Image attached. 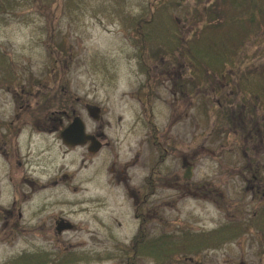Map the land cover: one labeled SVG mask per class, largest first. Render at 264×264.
I'll return each mask as SVG.
<instances>
[{"label": "rangeland", "instance_id": "374dc122", "mask_svg": "<svg viewBox=\"0 0 264 264\" xmlns=\"http://www.w3.org/2000/svg\"><path fill=\"white\" fill-rule=\"evenodd\" d=\"M26 1L27 5H14L16 15L11 11L0 12V49L10 59L9 67L0 66V122L10 109L8 107L6 111L4 105L3 98L9 95L5 94L8 81L3 72L6 74L11 69V75L19 77L23 84L33 81L48 85L56 73L54 68L59 59L61 64L65 60L68 66L65 78L72 96L79 97L82 104L87 102L101 108L102 130L106 137L105 145L96 153H89L85 145L62 146L57 138L49 137V140L42 141V147L49 150L48 159H40L42 162L35 176L38 185H46L27 190L23 184L27 196L18 200L16 213L20 210L21 215H18L17 226L10 227L11 218L8 221L0 219V264H7L23 253L40 250L52 252L49 264H60V255L64 254L61 252L71 250L86 253V261L75 264H128L130 261L131 264H264V225L260 226L254 220L264 210V190L250 193L245 189L240 173L244 171L246 176L250 175L251 172L245 171V160L249 157L253 160V167L254 160H259L258 170L264 172V146L253 147L258 144L255 143L257 138L264 141V109L259 106L257 116L244 117V123L237 117L241 111L248 110L252 98L248 95L243 98L242 94L231 95L223 109H234L236 118L229 119V125L223 123L219 118L221 110L218 112L215 107L224 99L213 90V86H219L218 82H207L203 89L194 92L192 99L182 94V99L177 96L175 101L173 82L181 77V64L185 80L190 78L192 68L186 61L176 64L168 61L167 71L170 73H166V78L162 75L160 80H155L152 96L160 142L167 154L166 161L155 170L154 181L159 178L164 181L145 200L144 195L149 188L144 177L151 171L160 151L147 136L148 120L142 105L143 75L137 69L135 42L121 17L126 13H141L148 0H123L117 10L103 14L99 7L104 0H79L85 5L83 10L72 9L67 6V0H59L55 15L50 16L54 26L52 32L48 27L52 22L48 24L46 14L39 15L42 10L35 8L32 0ZM172 2L175 5L176 2L181 3L175 11L174 6L171 7V13L187 34L191 33V26L201 25L197 22L195 10L210 18L208 23L216 26L227 19V14L231 16L239 9V13L246 11L242 14L243 20L251 15L254 22L250 30L258 31L247 32L242 20L234 24L236 31L246 36L244 65L264 66V30L257 24L264 11V0ZM114 7L115 3L111 9ZM21 13L26 15L21 16ZM186 85L190 88L189 83ZM29 89L35 88L29 85ZM223 92L230 93V90L226 87ZM72 101L76 111L81 109L88 131L96 132L98 122L90 118L75 99ZM243 102L248 106H242L244 109L239 111ZM224 128L230 131L224 134ZM32 145L29 147L31 151L41 146L38 142ZM27 151V146L21 145V153ZM181 157L195 164L192 182L214 184L218 191L207 186L208 196L216 199L218 204L222 203L221 206L211 198L209 202L195 198L202 194L193 186L188 188L181 178ZM263 172L259 174L263 175ZM64 174L68 176L62 178ZM19 175L10 179L4 172L0 156V215L3 208L13 204L16 189L21 186ZM53 177L62 180L57 185L50 184L48 181ZM136 197L140 205L144 201L145 211L139 210L138 213L150 215L149 218L143 217L146 218V234L150 238L164 233H179L180 241L193 243L195 238L202 236L182 231L207 232L216 229L218 224H231L234 219L246 228L247 233L199 254L185 256L179 253L176 256L179 260L158 263L146 256L127 257L131 251L127 252L126 245L135 236L140 221L133 216L132 204ZM243 201L248 205L241 209ZM228 203L233 206L231 218H227V210H224ZM58 217L67 218L75 228L57 235L54 226ZM256 251L261 252L260 256L253 253ZM23 262L33 264L32 256L21 255L13 264Z\"/></svg>", "mask_w": 264, "mask_h": 264}, {"label": "trees", "instance_id": "16d2710c", "mask_svg": "<svg viewBox=\"0 0 264 264\" xmlns=\"http://www.w3.org/2000/svg\"><path fill=\"white\" fill-rule=\"evenodd\" d=\"M47 1V4L45 2ZM108 1V0H107ZM109 12L112 13L117 10L119 3L123 0H109ZM33 6L39 8L45 13L47 20L50 22V16L55 15V9L59 5V0H32ZM67 6L72 9H80L84 7L82 1L67 0ZM218 2H216L217 4ZM14 5L23 6L27 5L26 0H0V12L11 11L16 15ZM54 5V7H51ZM174 5L173 2L168 0H148L144 10L137 15H123L121 20L125 26H128L133 33L132 40L135 42L136 53L135 56L138 60L139 70L145 75L149 74V68L152 61L158 55L164 53L165 56L177 59L175 53L181 57L182 61H186L188 66L194 68V73L200 78L197 80L198 85L206 82L207 76H210L209 69L215 73H223L225 66L229 63L233 69V74L238 78L236 83H233V90L236 92L249 93L254 101V105L250 108L255 110L261 106L264 109V66L262 65H246L244 68L236 65L245 59L243 47H245L244 34L239 33L234 29V24L238 21H244V28L247 32H257V29H252L254 18L250 15L249 19L243 20V11L239 10L235 13L226 15L225 21L222 20L216 26L214 23H208L210 18L202 16L197 13V22L201 25L197 27L195 24L193 31L190 34H184L183 31L176 24L174 18L170 15L168 7ZM69 8V11L71 10ZM84 8L80 9L83 10ZM249 10V9H248ZM225 12V10H223ZM50 12V13H48ZM222 13V15L224 14ZM252 12V11H251ZM22 14L26 13H21ZM30 14V13H29ZM261 20L257 24L260 25L259 29L264 30V11L262 10ZM52 22V21H51ZM50 22V24H51ZM52 28L53 22L51 24ZM242 31L241 28H239ZM226 34V36H223ZM149 52V53H148ZM255 114V111H253ZM153 127V123L150 122ZM153 133L155 131H152ZM155 138V137H154ZM238 228V226H235ZM143 225L136 237L132 241V249L135 253L134 258L138 256H150L158 262L163 260H177L176 257L179 253L187 254L193 250L195 241L193 243L180 241L174 238L173 234H163L148 241L143 239L142 235ZM238 234L233 233L230 229L215 232L214 236L207 239L211 245L218 244V241H230ZM205 241V242H206ZM193 244V245H192ZM33 264H48L49 255L47 253H40L39 255L32 256ZM72 260V257L70 258ZM25 264V262L20 263Z\"/></svg>", "mask_w": 264, "mask_h": 264}, {"label": "flooded vegetation", "instance_id": "af4514ba", "mask_svg": "<svg viewBox=\"0 0 264 264\" xmlns=\"http://www.w3.org/2000/svg\"><path fill=\"white\" fill-rule=\"evenodd\" d=\"M66 68L68 66L64 63L62 65L63 73L61 76L65 81ZM19 77H14V85L7 84L5 86L4 102L7 108L10 107L8 112L5 114V118L0 122V156L2 157V165L4 172L8 174L10 179L19 175L20 187L15 192L13 204L9 208H3V219L8 221L9 218H18L20 213H16L18 207V196H27L23 190L26 184L27 190H33L38 186V181L33 177L36 174V167L39 164L40 157L47 159L48 148L42 147V141L57 138L62 146L67 147L62 139V130L70 123L71 119L78 114H81V109L77 112L75 109L72 110L71 104V92L66 88L65 83L59 84L56 89L55 87L48 86L46 83H37L30 81L29 84L19 83V88L16 82ZM29 85L35 89H29ZM38 85L43 86L38 89ZM77 104L83 109H86L87 104L79 100V97H74ZM54 108H57L54 110ZM99 128H102V124H99ZM97 136L100 139L104 138L102 129ZM148 139L150 140V130L148 129ZM160 137V134H159ZM165 137V136H163ZM40 144L39 148L30 150L32 144ZM21 145L27 146L28 151L21 153ZM256 147V146H254ZM32 152V153H31ZM159 159H163L162 155L157 156ZM259 172L255 171L251 179L246 178L248 189L252 190V194L256 191L264 190V172L263 175H258ZM29 175V177L27 176ZM57 181H52L55 184ZM248 203L243 201L240 205L241 209H244ZM260 252V251H259Z\"/></svg>", "mask_w": 264, "mask_h": 264}, {"label": "water", "instance_id": "95a60500", "mask_svg": "<svg viewBox=\"0 0 264 264\" xmlns=\"http://www.w3.org/2000/svg\"><path fill=\"white\" fill-rule=\"evenodd\" d=\"M93 110L89 109V112H90L91 116L95 117L96 116V111H95V109H93ZM83 130H84V126H83L82 121L79 118H75L73 120L72 124L65 129V131L62 134V137H63L64 141L67 142V143H73V144L79 143L78 136L79 137H83L81 139H85ZM73 137H76L78 140L76 139L77 141H73L72 142ZM89 138H90L89 136H86V139H89ZM92 141H94V140L92 139ZM97 148H98V144L94 143L92 145V148H90V150L94 151Z\"/></svg>", "mask_w": 264, "mask_h": 264}]
</instances>
